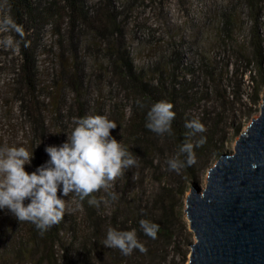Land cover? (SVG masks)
<instances>
[{
  "label": "rangeland",
  "instance_id": "374dc122",
  "mask_svg": "<svg viewBox=\"0 0 264 264\" xmlns=\"http://www.w3.org/2000/svg\"><path fill=\"white\" fill-rule=\"evenodd\" d=\"M254 1L255 12L249 0H86L90 25L72 27L64 16L44 22L30 32L38 66L32 109L36 119L26 110L30 89L19 76L21 44L15 50L0 46V147L34 150L31 166H25L31 173L36 160L48 161L46 146H59L71 134L80 111L106 116L117 125L126 121L133 101L109 59L120 50L154 84L161 80L179 88L177 83L184 82L189 88L190 120H199L216 136L215 149L220 151L206 155L209 168L198 174L197 182L204 188L209 169L221 154L235 151L252 118L261 113L264 0ZM40 2L50 8L53 1ZM106 5L117 16L113 36L95 13ZM4 8L0 16L8 14ZM60 58H68L70 67L78 58L79 96L60 82ZM18 224L7 209L0 211L1 227Z\"/></svg>",
  "mask_w": 264,
  "mask_h": 264
},
{
  "label": "trees",
  "instance_id": "16d2710c",
  "mask_svg": "<svg viewBox=\"0 0 264 264\" xmlns=\"http://www.w3.org/2000/svg\"><path fill=\"white\" fill-rule=\"evenodd\" d=\"M51 1V7L47 8L40 0H0V15L4 6L5 12L23 25L25 39L31 42L29 47H24L23 42L20 43L22 63L19 72L20 78L30 89V99L26 107L30 117L32 114L36 115L32 109L34 110L35 104L33 98L36 93L38 68L34 58V35L30 32L37 30L44 22L57 21L63 16L70 21L72 27L90 25L92 20L86 0H60L59 6L56 0ZM254 2L249 0L251 9L255 12L257 5ZM95 13L106 27L108 35H115L118 29L117 16L111 7L106 5ZM113 57L109 58L113 74L131 95L133 106L130 116L126 121L119 122L112 136L118 142L122 141L124 147L136 157V165L125 169L107 188L91 194L99 201L98 206H90L87 199L79 201L73 194L62 197L66 203V214L59 224L43 235L28 222H19L18 225H9L7 228L1 225L0 264L188 263L194 235L189 229L185 214L186 195L190 184L199 181L198 174L209 168L207 153H220L215 149L216 136L208 131L190 135L191 130L184 127L185 121L190 120L187 102H191L187 96L189 88L184 82L177 83L179 88L161 80L154 84L134 67L131 58L125 53L119 50ZM60 59V82L64 86H71L72 91L79 96L81 78L78 58L72 61V67L67 65L68 58ZM168 80L172 82L173 77H168ZM262 83L264 85V80ZM138 99L143 102V109L138 108ZM160 100L169 101L174 106L176 117L172 136H158L144 126L146 111L154 102ZM83 116H88L86 111L79 112L78 117ZM32 117L36 119L35 116ZM200 136H205L207 142L194 149L195 164L182 169L179 174L169 171L166 160L176 155L178 146L184 142L195 144ZM169 151L172 156H169ZM45 163L36 160V168ZM141 219L150 220L160 226L156 239L142 233L139 227ZM109 228L136 229L138 239L146 246L147 252L133 250L131 255L124 256L119 249L104 246L103 240Z\"/></svg>",
  "mask_w": 264,
  "mask_h": 264
},
{
  "label": "clouds",
  "instance_id": "9594fccd",
  "mask_svg": "<svg viewBox=\"0 0 264 264\" xmlns=\"http://www.w3.org/2000/svg\"><path fill=\"white\" fill-rule=\"evenodd\" d=\"M0 46L15 50L21 42L29 47L22 24L8 14L0 16ZM8 33H14V39ZM138 108L144 104L137 100ZM173 104L166 100L154 102L146 111L145 128L158 136L173 135V122L176 112ZM73 128L67 139L59 146H46L48 161L29 173L25 166H31L34 150L21 147H0V211H7L19 222H28L43 235L54 225L59 224L66 214V203L62 197L73 194L90 206H98L99 201L92 193L107 188L111 181L122 175L125 169L137 163L136 157L111 135L117 124L103 115L74 118ZM184 127L190 135L204 133L206 128L197 119L186 120ZM207 142L205 136L193 144L184 142L178 146L175 156L166 160L168 170L177 174L196 162L195 148ZM58 191L60 195L58 196ZM113 194V199H115ZM28 201L25 204V201ZM79 207V205H77ZM142 233L156 239L160 226L147 219L139 221ZM103 245L119 249L124 256L133 250L146 253V246L140 242L136 229L107 230Z\"/></svg>",
  "mask_w": 264,
  "mask_h": 264
},
{
  "label": "water",
  "instance_id": "95a60500",
  "mask_svg": "<svg viewBox=\"0 0 264 264\" xmlns=\"http://www.w3.org/2000/svg\"><path fill=\"white\" fill-rule=\"evenodd\" d=\"M262 101L235 151L209 169L206 186H190L188 264H264V91Z\"/></svg>",
  "mask_w": 264,
  "mask_h": 264
}]
</instances>
